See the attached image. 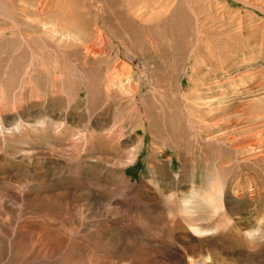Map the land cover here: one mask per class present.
Returning a JSON list of instances; mask_svg holds the SVG:
<instances>
[{
  "label": "rangeland",
  "instance_id": "rangeland-1",
  "mask_svg": "<svg viewBox=\"0 0 264 264\" xmlns=\"http://www.w3.org/2000/svg\"><path fill=\"white\" fill-rule=\"evenodd\" d=\"M0 31L16 35L0 43V264H264L258 164L222 172L262 190L229 193L231 229L185 239L167 227L172 192L186 197L234 155L195 132L192 144L173 112L201 126L241 80L264 89V0H0ZM246 230L252 261L235 250Z\"/></svg>",
  "mask_w": 264,
  "mask_h": 264
},
{
  "label": "bare ground",
  "instance_id": "bare-ground-1",
  "mask_svg": "<svg viewBox=\"0 0 264 264\" xmlns=\"http://www.w3.org/2000/svg\"><path fill=\"white\" fill-rule=\"evenodd\" d=\"M15 30L16 28L14 25L12 31ZM52 32L53 35L58 36V32ZM15 37L12 36L11 33L9 36H6L5 32L0 31L1 44L6 43L8 46H10L12 42L16 39ZM15 46L16 44L12 45V47ZM32 59L28 65L22 66V72L27 76L31 75L30 71L35 66V62ZM127 76H125V84L123 82H120V87L123 85L124 93H131V85L135 82L130 80L128 78L129 76ZM244 82L241 80L240 83H236V87L234 88V91L231 94L235 99V102L231 104L232 106L227 105L224 107H220V109L218 110L219 107H217V105L213 101H211L212 99L208 101L207 107H210L212 112H206L205 116L200 119L201 126H197L195 124L197 123V121L194 120L195 118H192L193 116L191 115L193 114L190 113V110H187L188 108L186 109V115H183L180 110H178L179 112H173L174 119L180 118L182 120L181 128L183 131L189 132L192 144L195 140L192 132H195L198 141L204 140L207 143L204 144L205 146L202 147L203 149L206 146L208 148L215 146L216 152L219 149L218 153L220 155L224 153L220 152L223 149H225L226 152H230L224 153L226 156L229 154H234L233 157H229V159H224V162H222L223 159L220 158L221 160L217 162L218 165H216V167L210 168L211 174H205L203 181L204 184L202 183L200 184V186L192 188L190 190V193L186 197H181L178 194L172 192V195L169 197V203L170 208H172V212L170 213V218H168L169 220H167V227L172 231V233L174 231L176 233L180 231L182 234H177L178 237L181 236L185 237L186 239L188 238L187 234H189L191 237H195L196 235L204 236L205 233L212 229L216 230L230 228V224L225 223L224 215L219 214V212L226 213V211L230 209V207H227L225 205V199L229 196V193L232 195L233 199L237 198V200L246 202L247 200H256L259 196H261L260 194L262 190L260 189L259 185L254 182L253 178L250 177L251 180H248L249 176H246L245 178L243 177V179H238V183L229 187L230 183H228V181H224L225 177L222 174L223 171L228 169L229 163H231L232 161L233 163L235 162V165L238 168L242 167L243 164L255 163L256 165L258 164L260 167H262V170L264 169V89H245L242 86ZM259 84H261V82ZM146 92L149 93L151 92V90H147ZM153 92L151 95L155 93ZM169 93L174 94V99H176L177 101L181 96V94L177 90L174 93H172V91H170ZM166 97H169V95L164 96V98ZM161 98L163 99V97ZM213 99L215 100V98ZM168 101L171 100L167 99L165 100V102H163L164 104H161L159 110H162L160 113H158L156 109L153 111L154 114H152V116L158 118L159 120H163L164 114L167 112V110H165V104H167ZM140 106L142 108V105ZM203 132L205 135L204 138ZM200 133L202 134V136L199 140ZM119 180L123 181L124 178H121ZM203 210L205 212L208 211V213L206 212L207 218L213 223L211 226H209V228L204 227L201 224V222H203L202 220L206 219L204 218L205 216L203 218L199 217L200 214L204 212ZM261 222H264V215L257 220V223ZM178 225H181L183 228L179 227ZM257 230H261V227ZM240 231L242 232V230ZM242 235L243 236L241 239L240 237L238 238V244L235 247V250L240 249L242 253L247 255V257L244 256L246 257L245 260H247V258L249 260H251V258L254 260L257 254L254 257L253 253L249 252L248 247L253 246V242L250 244V241L255 239L257 237V234L250 230H246ZM36 241L42 243V240L39 237H36ZM180 241L184 243L182 239H180ZM180 245L182 246V244ZM48 252L49 251H47L46 253ZM64 258V254H58L57 261L55 260V258H50L49 256L45 257V259L50 262L54 261V264H61Z\"/></svg>",
  "mask_w": 264,
  "mask_h": 264
}]
</instances>
